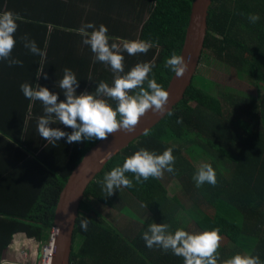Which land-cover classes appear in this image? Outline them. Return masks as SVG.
Returning a JSON list of instances; mask_svg holds the SVG:
<instances>
[{
  "label": "trees",
  "instance_id": "1",
  "mask_svg": "<svg viewBox=\"0 0 264 264\" xmlns=\"http://www.w3.org/2000/svg\"><path fill=\"white\" fill-rule=\"evenodd\" d=\"M72 2L0 0V12L16 15L12 55L23 61L22 67L0 61V264L16 235L39 244L48 242L61 189L95 142L69 144L61 139L56 146L46 144L36 131L43 106L26 99L19 85L38 83L63 100L55 81L65 67L79 80L77 94L94 91L95 85L87 80L90 75L96 82L111 84L110 68L94 62V54L78 33L83 24L92 22L108 28L110 42H155L158 46L147 54L124 53V68L128 71L138 62H151L154 67L149 78L165 90L173 72L164 63L172 53H180L192 0ZM250 14L258 15L259 20L250 23ZM25 33L35 40L44 57L23 47L20 38ZM205 60L229 66L254 87L255 94L217 90L199 70ZM171 112L147 136H140L106 160L88 183L76 219L70 264H183V259L170 251L145 246L142 233L152 222L169 224L172 231L218 228L222 237L218 264L237 253L258 256L264 264V0H213L196 74ZM178 118L182 123H177ZM50 126L72 131L61 124ZM140 148L157 154L173 149L175 171L164 173L177 181L180 193L169 196L161 179L136 183L134 176L126 173L133 187L114 189L107 196L98 181ZM201 163L213 167L215 186H195L193 176ZM96 205L132 218L137 223L135 230L125 233L111 226L94 211ZM85 218L87 231L80 227ZM33 256L30 262L39 257L38 253Z\"/></svg>",
  "mask_w": 264,
  "mask_h": 264
},
{
  "label": "clouds",
  "instance_id": "2",
  "mask_svg": "<svg viewBox=\"0 0 264 264\" xmlns=\"http://www.w3.org/2000/svg\"><path fill=\"white\" fill-rule=\"evenodd\" d=\"M259 18L256 14L248 16L250 23H256ZM17 29L16 15L11 11L0 12V61L7 62L10 67L23 66V61L12 55ZM78 33L82 43L94 54V62L110 68L113 80L111 84L103 80L96 82L90 75L87 80L95 85L94 91L77 94L79 80L71 69L65 67L62 76L55 81L56 87L63 93V100L59 99L56 92L38 83L33 86L29 82H22L19 90L23 96L33 102L39 101L43 106V115L37 119L36 131L46 144L56 146L61 139L69 144L106 140L118 131L133 132L141 117L149 110L157 114L165 112L169 93L155 79L149 78L154 65L151 62H138L128 71L124 68V53L130 56L147 54L150 49L158 46L155 42L142 39L110 42L108 28L104 24L97 27L92 22L83 24ZM20 39L29 53L45 56L27 33ZM164 67L180 78L187 71V61L183 55L172 53ZM40 75L41 71L37 77ZM43 75L47 79V74ZM110 101L115 103V107ZM167 114L173 113L169 111ZM177 123H182V118H178ZM55 124L71 128L72 131L66 132L50 126ZM148 134V130H145L144 135ZM172 152V148H166L160 154L140 148L125 157L122 165L105 173L103 180L98 183L102 184L107 196H110L114 189L133 187V180L126 173H131L136 183L145 182L149 178L160 179L165 171H175ZM193 180L197 188L205 183L215 186L217 182L216 173L209 163L199 165ZM141 207L147 208V205L141 204ZM80 227L87 231V218L81 220ZM142 239L147 248L159 247L164 252L170 251L181 257L183 264H218L222 237L218 228L199 232H189L183 228L172 231L169 224L152 222L142 233ZM222 264H261V260L258 256L237 253Z\"/></svg>",
  "mask_w": 264,
  "mask_h": 264
},
{
  "label": "water",
  "instance_id": "3",
  "mask_svg": "<svg viewBox=\"0 0 264 264\" xmlns=\"http://www.w3.org/2000/svg\"><path fill=\"white\" fill-rule=\"evenodd\" d=\"M212 2L213 0H192L187 28L179 53L187 61V71L180 78L172 74L165 89L169 93V102L165 112L157 114L149 110L141 117L133 132L118 131L109 135L106 140H96L71 170L61 189L54 211V227L51 231L54 251L51 264H70L74 229L80 204L88 183L101 170L104 162L144 135L145 130L152 129L183 99L199 65L207 32L208 10Z\"/></svg>",
  "mask_w": 264,
  "mask_h": 264
},
{
  "label": "rangeland",
  "instance_id": "4",
  "mask_svg": "<svg viewBox=\"0 0 264 264\" xmlns=\"http://www.w3.org/2000/svg\"><path fill=\"white\" fill-rule=\"evenodd\" d=\"M201 73L205 75L208 79H211L216 86L217 90H223V88H230L236 91L245 92L254 95L255 90L254 87H251L250 84L245 79L237 77V74L234 70H232L229 66H226L225 64H221L219 62H215L213 60L204 62H201V66L199 68ZM162 182L165 184L168 190V195L171 196L174 193H180L178 183L174 178L169 177L166 173L163 174V176L160 178ZM94 211L108 224L111 226H114L118 230L122 232L127 231H134L136 228L137 223L128 216L119 213L116 210L110 209L108 207L96 205L94 207ZM208 212H211L208 211ZM149 215H146L144 219L146 220ZM191 224V223H189ZM190 228L192 226L190 225ZM196 232V231H194ZM22 245H20L21 249H23V252L25 253V257L22 253V250L18 251V257L15 258L14 261H21L30 263L32 259H34V254L38 253V255L41 252V249L43 250L44 244H39L34 242L31 239H23ZM49 241V240H48ZM80 241V238H76V244ZM17 243V242H16ZM47 244V243H46ZM75 244V245H76ZM40 245V246H39ZM22 262V263H23ZM32 263V262H31Z\"/></svg>",
  "mask_w": 264,
  "mask_h": 264
},
{
  "label": "crops",
  "instance_id": "5",
  "mask_svg": "<svg viewBox=\"0 0 264 264\" xmlns=\"http://www.w3.org/2000/svg\"><path fill=\"white\" fill-rule=\"evenodd\" d=\"M39 1H42V0H39ZM61 1L62 2L68 1V2L73 3L72 2L73 0H61ZM23 239H24V237L22 235H16V237L14 238L12 244L4 252V255H3L4 264H10L12 262H9V261L14 260L15 258L17 259L19 250H20V252L22 250V253H23V249H21V247H20V245H22V243L24 241ZM19 261H21V259ZM19 261H17V262H19Z\"/></svg>",
  "mask_w": 264,
  "mask_h": 264
},
{
  "label": "built area",
  "instance_id": "6",
  "mask_svg": "<svg viewBox=\"0 0 264 264\" xmlns=\"http://www.w3.org/2000/svg\"><path fill=\"white\" fill-rule=\"evenodd\" d=\"M53 231V228H52ZM53 235L50 234L49 237V241L47 242V244H44V248L43 250L41 249V252L39 254L38 259H36L35 262H23V261H19V263H10V264H51V260H52V254L54 251V246H53ZM23 255L25 257V253L23 252ZM23 262V263H22Z\"/></svg>",
  "mask_w": 264,
  "mask_h": 264
}]
</instances>
